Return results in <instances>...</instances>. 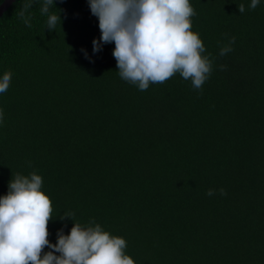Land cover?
<instances>
[{
	"label": "trees",
	"instance_id": "trees-1",
	"mask_svg": "<svg viewBox=\"0 0 264 264\" xmlns=\"http://www.w3.org/2000/svg\"><path fill=\"white\" fill-rule=\"evenodd\" d=\"M26 2L0 16V77L12 72L0 93V197L35 171L53 244L71 212L124 238L136 264H264V0H189L211 75L202 90L177 73L145 91L120 78L114 43L93 53L101 31L88 0H55V30L43 0L27 27Z\"/></svg>",
	"mask_w": 264,
	"mask_h": 264
},
{
	"label": "clouds",
	"instance_id": "clouds-1",
	"mask_svg": "<svg viewBox=\"0 0 264 264\" xmlns=\"http://www.w3.org/2000/svg\"><path fill=\"white\" fill-rule=\"evenodd\" d=\"M55 0H43L40 8L47 15V29L55 30L61 21L59 14H49ZM92 15L99 20L101 36L93 40V53L103 45L114 43L113 56L120 78L145 91L150 84H163L179 73L191 80L193 89L202 90L210 77L214 58L206 53L205 45L192 30L191 18L196 14L189 0H88ZM260 0H251L255 9ZM28 0L18 15L31 28L32 7ZM245 12L243 3L238 5ZM235 37L220 46L221 57L231 52ZM82 51H85L82 49ZM87 57V52L85 51ZM226 69L221 64L220 70ZM12 79L6 71L0 77V93H5ZM2 118V112H0ZM42 177L35 171L28 176L16 174L9 181L8 192L0 197V264H136L125 254L126 240L114 237L90 220L81 225L74 213L67 212L61 220L70 218L74 225L70 234L63 228L57 232V242L48 239V224L52 201L42 190ZM221 195H226L223 188ZM215 194L209 189L208 196ZM45 247L50 250L44 252ZM43 253V255H42ZM59 253V255H57Z\"/></svg>",
	"mask_w": 264,
	"mask_h": 264
},
{
	"label": "water",
	"instance_id": "water-1",
	"mask_svg": "<svg viewBox=\"0 0 264 264\" xmlns=\"http://www.w3.org/2000/svg\"><path fill=\"white\" fill-rule=\"evenodd\" d=\"M15 0H4L0 5V16L9 8Z\"/></svg>",
	"mask_w": 264,
	"mask_h": 264
}]
</instances>
